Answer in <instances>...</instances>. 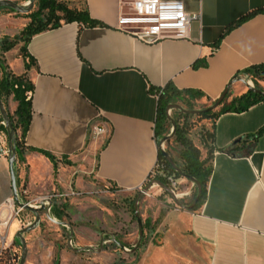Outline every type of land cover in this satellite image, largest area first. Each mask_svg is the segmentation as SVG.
I'll return each mask as SVG.
<instances>
[{
	"label": "crops",
	"instance_id": "crops-1",
	"mask_svg": "<svg viewBox=\"0 0 264 264\" xmlns=\"http://www.w3.org/2000/svg\"><path fill=\"white\" fill-rule=\"evenodd\" d=\"M161 1H180L187 13L199 14L187 38L141 41L118 27L131 0H83L94 25L63 22L33 35L24 61L4 52L9 70L25 74L33 85L30 116L14 163L20 198L33 200L54 188L82 190L91 180L118 191L143 188L158 157L155 91L170 84L199 94L193 102L206 104L233 77L264 65V0ZM0 15L1 21L16 13L0 8ZM17 19L21 30L22 17ZM258 84L264 92V78ZM246 90L240 81L233 82L225 103ZM7 105L13 112L17 103L10 96ZM213 131L212 171L205 199L196 209L178 207L156 185L147 191L154 207L150 219L164 229L153 232L162 238V248L148 251L149 264H264V99L241 112L221 113ZM43 153L53 156L54 163ZM193 186H184L180 197L189 196ZM10 199L4 155L0 208L6 212L16 204L13 200L5 207ZM20 229L15 219L0 224L13 249Z\"/></svg>",
	"mask_w": 264,
	"mask_h": 264
},
{
	"label": "rangeland",
	"instance_id": "rangeland-1",
	"mask_svg": "<svg viewBox=\"0 0 264 264\" xmlns=\"http://www.w3.org/2000/svg\"><path fill=\"white\" fill-rule=\"evenodd\" d=\"M27 1L22 0V3L25 4ZM56 1L65 4V6L71 9H84L83 0ZM2 12L5 13V11ZM12 17L14 19L4 18L0 21V41L4 37L11 38L20 31L21 26H19V19L17 18L22 17V29L30 22L29 17L25 14L20 15V13H17ZM20 46L21 43H17L13 48L8 50V54L11 52L10 56H20L24 61V51H21ZM0 56L1 58L3 57L5 69L10 71L6 64V59H4V52L0 51ZM28 68L29 65L25 67L24 62V69L27 70ZM244 76L242 75L240 78L250 79V85L254 86L251 77L246 76L247 78H244ZM26 78L28 79L27 76ZM212 102L206 104H195L193 102V109H202L210 106ZM172 114V110L167 112L168 116ZM189 122L193 125L190 131V138L195 144L199 145L197 135L202 126L210 128L211 121L192 116L189 118ZM166 127V135H168L172 128L169 119ZM161 139L158 141V144H163V151L171 155L170 157L177 163H180L179 152L181 147L174 141V138L168 139L163 143H161ZM158 174H161L160 170L155 171V177ZM167 176L169 175L167 174ZM186 180L185 184H179L176 181L174 188L176 194H180L184 186L190 185V181L187 178ZM139 191H118L94 180L89 181V185L82 190L72 188L63 192L54 188L48 191L47 194L41 197L51 198L52 208L55 206L60 210V221L65 222L66 225H57L41 214L39 224L33 230L24 234L27 248L24 264H149L147 259L148 251L152 250L153 246L159 245V249L162 248V238L158 235L154 236L153 232L155 230L162 232L164 229L163 226H158L157 221L154 222L152 218L150 219L151 210L154 207H152L149 199L146 198L147 193L139 199L137 204L140 220L142 224L145 223L144 227H142L143 238L141 244L134 252L129 253L127 251L131 250L138 240V226L133 215L134 202L132 205V199L135 200ZM70 192L74 194L71 195ZM60 194H64V196L60 197ZM193 194L194 191L187 197L181 198L178 196L177 200L188 205L193 199ZM22 199L29 200L27 198ZM23 214H27V211L25 210ZM55 219L58 220L57 218ZM147 220L151 221L152 227L146 224ZM70 230L73 234L71 247L67 243ZM101 239H103V243L101 249H99ZM117 243L122 244L123 247H119ZM84 246H90L94 250H77ZM176 247L174 256L180 262ZM10 252H16L20 257L21 245L17 237L16 247L12 248ZM162 257V253L158 254L160 260Z\"/></svg>",
	"mask_w": 264,
	"mask_h": 264
},
{
	"label": "trees",
	"instance_id": "trees-1",
	"mask_svg": "<svg viewBox=\"0 0 264 264\" xmlns=\"http://www.w3.org/2000/svg\"><path fill=\"white\" fill-rule=\"evenodd\" d=\"M4 10L13 12L8 8H4ZM25 15L29 17L30 22L11 38L4 37L1 39V52L8 51L17 43H21L20 49L21 51H24L23 55L25 59L27 58V54L25 53V45L33 35L47 29L58 27L63 22L68 23L75 21L87 26H92L95 23L88 17L85 8L82 10L71 9L65 6V4L56 0H35L33 9ZM27 66L28 64L25 62V67ZM242 74L245 76H250L254 84L253 87L260 90L258 81L264 78V65L248 68L244 70ZM32 90L33 85L30 80L26 78L25 74L16 75L11 71H7L0 56V100L6 109L8 118L14 130L16 156L21 151L22 137L25 133L30 116V98ZM155 94L157 96L155 134L156 140L159 141L161 138L166 136L167 133V106L170 104H178L184 109L191 110L194 108L192 101L196 97H199V94L189 93L187 91H179L170 84H166L163 88L156 90ZM227 95L228 93L222 99L217 110L215 109L208 112H202L197 115L183 113L181 110H172L173 114L170 117L175 123L173 138L174 141L181 147L179 152L180 163H177L175 160L174 162L180 169L181 174H178L169 165L163 156V151L158 147L156 170H160L161 174H158L153 179H157L163 184L167 185V174L172 175L175 179L189 176L194 178L200 184L199 198L194 207H192L190 210L196 209L205 199L206 185L212 171V154L215 150L213 131L214 120L221 113L228 111L241 112L246 110L251 105L264 99L262 94L255 93L250 89H247L243 94L232 99L229 103H225ZM10 96L12 97V100L17 103V106L13 112L8 110L7 105V100ZM213 102L211 104H213ZM192 116L211 121L210 128H205L202 126L200 132L198 133L197 140L199 145L195 144L190 138V131L193 125L189 122V118ZM1 121L2 119L0 117V122ZM0 128L6 131L2 123H0ZM261 131L262 130H258L256 135L260 134ZM239 142L240 140L237 141L232 149H236ZM43 155L52 163H54L53 156L47 153H43ZM193 191L194 198L197 193L196 185L193 186ZM192 200L188 204H190ZM133 202L134 199H132V205ZM182 204L185 205L184 203ZM60 214V210L54 206L51 210V216L60 220ZM146 224L148 225L147 222ZM144 225L145 223L142 224V227H144ZM18 259L19 255L16 254V252L6 251L0 258V264H17Z\"/></svg>",
	"mask_w": 264,
	"mask_h": 264
},
{
	"label": "built area",
	"instance_id": "built-area-1",
	"mask_svg": "<svg viewBox=\"0 0 264 264\" xmlns=\"http://www.w3.org/2000/svg\"><path fill=\"white\" fill-rule=\"evenodd\" d=\"M199 14L187 13L180 1H161V0H131L127 12H122L119 20L118 27L120 30L134 36L135 38L144 42H155L163 39H185L188 37V30L190 23L193 20H198ZM244 78H247L244 76ZM250 82V79H247ZM3 124V122L1 121ZM159 148L163 151V144H159ZM8 154L7 148V133L0 132V156ZM156 165L148 177L146 183H149L155 177ZM167 186L171 189L175 196L174 188L176 179L172 176H166ZM138 190H142L139 187ZM73 195V192H70ZM68 195V194H67ZM60 197L64 194H60ZM22 199V198H21ZM50 199V197H39L33 200H24L27 204L38 207L41 200ZM46 205L47 202L45 201ZM13 204V200H7L6 205ZM5 208H0V224H6L11 220H18L21 227L29 225L32 221L30 215L23 214L25 211L22 207L14 204L11 212H6ZM71 243V242H70ZM11 245L5 242L4 235L0 233V258L6 251H11Z\"/></svg>",
	"mask_w": 264,
	"mask_h": 264
},
{
	"label": "water",
	"instance_id": "water-1",
	"mask_svg": "<svg viewBox=\"0 0 264 264\" xmlns=\"http://www.w3.org/2000/svg\"><path fill=\"white\" fill-rule=\"evenodd\" d=\"M34 3L35 0H28L25 4H18L12 0H0V8H8L10 10H12L15 13H20V14H26L28 12H30L33 7H34ZM236 81H240L242 84H244V86L247 89L252 90L255 93H259L262 94L264 96V92H262L259 89L254 88L253 86L250 85V83L247 81V79H242V78H237V77H233L225 86L224 90L222 91V93L220 94V96L213 102V104H211L210 106H207L205 108L202 109H184L182 108L180 105L178 104H170L167 106L166 111L168 112L169 110H181L183 113H187V114H191V115H197L199 113L202 112H208V111H212L214 109H216L219 104L221 103L222 99L225 97V95L228 92V89L230 87V85L233 82ZM0 117L2 119L3 125L6 129V133H7V141H8V154H7V158H8V164H9V169H10V178H11V190H12V198L15 201V203L19 206L22 207L24 210L30 212L31 214H33V221L25 226L24 228L20 229L17 233H16V237L19 239L20 241V245H21V254L18 260L17 264H24L26 256H27V248H26V242H25V238H24V234L26 232H29L31 230H33L40 222V218H41V214H43V216L48 219L49 221L57 224V225H66L65 222L60 221V220H56L54 217L51 216L50 214V209L52 207V201L50 199H45V200H41L39 202V206L38 207H33L29 204H27L25 201H23L17 193V187H16V175H15V169H14V163H15V143H14V130L12 128V125L10 123V120L8 118L6 109L2 103V101L0 100ZM168 119L171 123V131L168 135L164 136L161 139V143L167 141L168 139L173 138L174 136V129H175V123L174 121L171 119L170 116H168ZM163 156L166 159V161L169 163V165L178 173L181 174L180 169L178 168V166L175 164L174 160L170 157V155L168 153H166L165 151H163ZM187 178L193 185L197 186V193L194 196L192 202L188 205H183L179 200H177V196H175L171 189L163 184L162 182H160L157 179H153L151 182H149L144 188L143 190L139 191L138 195L136 196L135 200H134V212L133 215L136 219L137 222V226H138V240L135 244V246L131 249V250H127L129 253L134 252L141 244L142 238H143V229H142V222L140 220V217L138 215V210H137V204L139 199L147 193L148 189L152 186V185H157L160 188H162L163 190H165L167 193H169L172 198H174L175 200V204L180 207V208H185V209H191L192 207H194V205L196 204L198 198H199V194H200V184L192 177H185ZM45 201L47 202V205L45 203ZM72 231L70 230L69 232V237H68V246L71 247V239H72ZM102 243H103V239H101L100 242V246L99 249H101L102 247ZM117 245L119 247H123L122 244L117 243ZM77 250L81 251V250H94L92 247L90 246H84L81 248H78Z\"/></svg>",
	"mask_w": 264,
	"mask_h": 264
},
{
	"label": "bare ground",
	"instance_id": "bare-ground-1",
	"mask_svg": "<svg viewBox=\"0 0 264 264\" xmlns=\"http://www.w3.org/2000/svg\"><path fill=\"white\" fill-rule=\"evenodd\" d=\"M250 83V82H249Z\"/></svg>",
	"mask_w": 264,
	"mask_h": 264
}]
</instances>
